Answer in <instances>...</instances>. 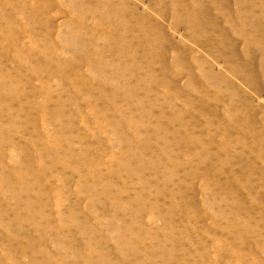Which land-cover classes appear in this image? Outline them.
I'll use <instances>...</instances> for the list:
<instances>
[{"label":"rangeland","instance_id":"rangeland-1","mask_svg":"<svg viewBox=\"0 0 264 264\" xmlns=\"http://www.w3.org/2000/svg\"><path fill=\"white\" fill-rule=\"evenodd\" d=\"M127 1L161 28L167 64L198 53L251 100L258 137H235L250 128L229 122L224 90L201 111L179 98L185 76L171 95L124 71L118 42L88 14L75 20L70 0H0V264H264V79L249 65L264 51V0H226L244 9L247 42L222 2L179 0L173 16L175 0ZM210 20L234 50L198 34Z\"/></svg>","mask_w":264,"mask_h":264},{"label":"bare ground","instance_id":"bare-ground-1","mask_svg":"<svg viewBox=\"0 0 264 264\" xmlns=\"http://www.w3.org/2000/svg\"><path fill=\"white\" fill-rule=\"evenodd\" d=\"M70 1H71L70 13L72 14V16L75 17L74 18L75 20L76 19H79V20L84 19L83 16L85 14H88L90 16V18H92V22L94 25L98 24L101 26L103 25L105 27V35L103 37V43L105 45L113 44L112 41H114V40L118 42V45H119L118 56H120V58L122 60V65H123L122 68L124 71L127 70L126 72L131 73V70H133V74L137 77H140V78H141V76H143V75H140V71H142L144 73V76H147V78L149 77V78L153 79L157 85H162V86L164 85L165 90H166L165 92H168V94L170 93L171 95H174L176 92L179 95L181 93V90L179 88L180 86H177L176 84H174L173 82H175V80L172 78H176L179 75L185 76L186 82L183 84L184 91L182 92V94L180 95L179 98H180L182 104L189 106L191 108H198L201 111L205 110V107L203 106L204 103L202 104V102L200 101V99L203 97V95L210 93L209 96L211 97V96H215V94L217 92H219V91L222 92L224 90L225 93L226 92L228 93L227 94L228 99L224 100L222 103L223 104L225 103L224 105H226L227 110H229L228 111L229 112L228 116L230 119L229 122L233 121L232 124L235 125L236 120H238L240 123H242L245 126H247L248 128H250V130L247 132H245L243 130L240 131L239 129L241 127H239L238 129H235V131L237 132L235 137L238 139H249V140L257 139V137H258L257 130H253L255 128V125H256V121H255L256 117L254 119L252 113L250 112V109L253 108V106L251 105L252 102H250L251 100L249 101V99L247 100V98H243V97H240L239 100H237L235 98V95H237V93H238L237 89L235 88L236 86H234L231 82H228L227 79H225L223 77L224 75H221L220 73L215 72V69L213 67H211V65L209 64L210 62H207L205 60V58H202L201 56L200 57L197 56L198 53L197 54L195 53L196 55L192 53L191 60H189L187 58V56H185L187 53L186 50H180L181 54L179 57L177 56L178 51H176L170 56V62H169L170 65L167 64V61L164 58L163 53H162L163 45L158 47L159 53L154 51V44L156 43V38H157L156 34H161V28L155 23L151 24L146 19V17H145L146 15L143 14L144 12H140V13H142V14H140L139 11L134 9L127 0H115V1H113V0H70ZM203 1L204 0H194L193 3L195 2L196 5H198V4L200 5ZM210 1H212L213 5H217L218 2L219 3L222 2L221 10L223 12V16H224L223 18H224L225 22L230 27L229 31L237 32V34L239 36H241L245 40V42H247L248 41V39H247L248 35L251 32L245 28L246 18L244 17V9L239 8V10L236 14L231 15L230 13L227 12V9H229V7L227 5L226 0H210ZM11 6H13V5H11ZM180 9H181V7L179 6V0H175V3L171 9L172 15L173 16L176 15L178 13L177 11ZM113 12L117 13L116 17L106 16V14L109 15ZM23 13H27V12L23 11ZM16 16H17V14H16ZM202 17L204 19H206L207 15L203 14ZM9 18H10V16H9ZM233 19H235L238 23V27H239L238 30L233 29V24H232ZM79 23H81V22L79 21ZM185 23L190 28L194 27L195 25H202V24H196V17L192 13L187 14V18L185 19ZM209 26H211V27L213 26V28L208 29V30H204V29L201 30L200 28H197L198 34L200 36L201 35L206 36V34L208 35L210 33V35L208 36L209 38H207V39H209L210 41L212 40L213 44L228 46L229 48H231V50L235 49L236 42L229 39L230 33L228 35V32L225 29L218 28V22L217 21L210 20ZM113 29L116 30L115 33H114ZM116 33H117V36L115 37ZM247 44L248 43L244 44V49H243V53L245 55H247L248 50H249L248 49L249 47L247 46ZM260 50H261V53H260L258 62H256V64L250 63L249 65L250 66H257L260 69V73L264 79V51H263V46ZM213 53L215 56H221L222 54L224 55V53L222 51H220V49L215 48V47L213 49ZM130 56H134L135 58H137V57L140 58V60H138V61L133 60V62L135 63V69H132L133 66L128 65L131 62ZM227 58L230 61H233V60L237 61L238 55L236 53H229ZM156 59H158V62H156L157 65H155ZM229 65L232 67L231 62L229 63ZM172 66H173V69H171ZM232 69H234V68L232 67ZM250 71L254 72L252 67H251ZM227 72L232 73L229 70ZM234 72H236V71H234ZM105 74H107V73H105ZM223 74H225V73H223ZM256 74H257V72H256ZM257 75H259V74H257ZM172 80H174V81H172ZM229 81H230V79H229ZM177 82H178V80H177ZM162 89H163V87H162ZM162 89H161V91L160 90L159 91L162 92ZM228 89L232 90L231 93H229L230 90L228 92ZM240 94H241V92H240ZM192 95H194V97ZM240 102L244 105V108L241 110L239 109V103ZM209 104L211 105V103H209ZM256 108L258 109L257 106H256ZM256 108L253 109V111L256 110ZM242 110H243V114H242ZM255 114L256 113H254V115ZM211 119L212 118H203L205 124H207L209 121L212 123ZM263 123H264V118H262V121H261L262 126L264 125ZM216 124L220 125L221 122H217ZM225 126H227V125H225ZM231 140H232V136H231ZM182 145L183 144H181V146ZM187 147L188 146H186V148ZM183 149H185V147ZM141 185H143V184H141ZM143 186L145 187V185H143ZM116 244H117L116 245L117 248L121 249V247H119V245H118V241H116ZM72 245H73V243H72ZM147 251H149V250H147ZM150 253L151 252H149V254ZM133 255H134V253H133ZM148 260H147V262H148ZM142 262H143V260H142ZM120 264H122V263H120Z\"/></svg>","mask_w":264,"mask_h":264}]
</instances>
